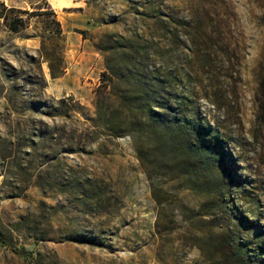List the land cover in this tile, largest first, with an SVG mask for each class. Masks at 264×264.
<instances>
[{
  "label": "rangeland",
  "instance_id": "374dc122",
  "mask_svg": "<svg viewBox=\"0 0 264 264\" xmlns=\"http://www.w3.org/2000/svg\"><path fill=\"white\" fill-rule=\"evenodd\" d=\"M49 5L61 34L31 13ZM12 6L27 22L0 17V264H209L220 233L264 264V0H0ZM118 34L156 42L148 62L225 138L232 178L200 165V180L176 144L144 159L137 123L110 135L94 120L130 107L110 93Z\"/></svg>",
  "mask_w": 264,
  "mask_h": 264
},
{
  "label": "trees",
  "instance_id": "16d2710c",
  "mask_svg": "<svg viewBox=\"0 0 264 264\" xmlns=\"http://www.w3.org/2000/svg\"><path fill=\"white\" fill-rule=\"evenodd\" d=\"M8 11L14 12L15 15L11 18L8 12L3 9L0 10V17L4 18L11 29L19 31L22 26L26 27L27 19L16 12V7L12 6ZM20 11L22 10H18V12ZM31 13L51 14L55 31L58 34L62 33L61 22L51 5L49 8L34 10ZM155 44L156 42L141 40L138 34L130 36L118 34L114 44L109 48L123 54L120 63L108 62L110 73L116 76L114 82L116 91L112 90L110 93L118 97L119 100L128 101L130 107L125 116L126 120H123L121 107L108 113L98 106L94 120L102 122L110 135L123 133L120 130L122 122L131 123L132 126L137 123L139 128L136 132L139 131V136L135 137V143L140 156L144 159H147L151 153L147 146H150L156 153L160 150L168 155L171 151L170 147L176 144L182 152L185 150L184 155L188 160V166H195L194 171L200 175L198 177L200 180L203 179L200 165L204 167L220 166L224 170V176L232 178L233 171L224 160L225 138L211 129L199 115L190 116L187 109L180 105L186 102L185 95L176 92V90L171 92L169 89L171 83L180 82L175 73L168 71L164 75L160 65L148 62V55L153 53V50L150 51V49L158 51ZM98 46L105 49L100 44ZM59 75V73H53L54 77ZM105 86L104 89L107 88V84ZM175 101L180 104H175ZM130 131L135 130L132 128ZM72 185L74 187V184ZM81 186L80 184L78 187ZM60 188L67 189L61 184ZM70 237L95 241L93 238L84 237L79 233L70 234ZM213 248L216 258L209 264H242L244 261L245 250L234 245L229 234H218ZM13 249L27 257L33 254L32 250H28L26 247L14 246Z\"/></svg>",
  "mask_w": 264,
  "mask_h": 264
}]
</instances>
